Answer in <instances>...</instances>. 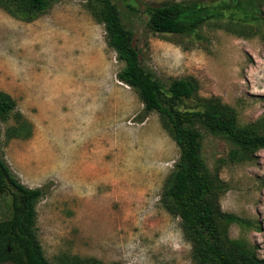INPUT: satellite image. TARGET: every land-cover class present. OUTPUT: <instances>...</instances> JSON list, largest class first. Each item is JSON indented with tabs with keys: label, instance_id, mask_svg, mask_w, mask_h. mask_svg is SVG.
<instances>
[{
	"label": "rangeland",
	"instance_id": "1",
	"mask_svg": "<svg viewBox=\"0 0 264 264\" xmlns=\"http://www.w3.org/2000/svg\"><path fill=\"white\" fill-rule=\"evenodd\" d=\"M184 1L112 0L145 70L164 84L193 77L199 96L233 107L240 125L256 122L264 115V40L216 24L200 39L150 31L148 7ZM122 68L84 1L51 0L32 19L0 6V91L32 126L30 138L7 140L9 124L0 123L1 156L21 184L45 192L35 227L50 264L66 256L86 264H195L179 218L160 202L178 147L158 113L140 122L137 92L116 78ZM201 133L220 210L239 219L224 225L226 237L264 258V152L232 164L231 143ZM8 202L0 195V221Z\"/></svg>",
	"mask_w": 264,
	"mask_h": 264
},
{
	"label": "trees",
	"instance_id": "2",
	"mask_svg": "<svg viewBox=\"0 0 264 264\" xmlns=\"http://www.w3.org/2000/svg\"><path fill=\"white\" fill-rule=\"evenodd\" d=\"M82 1L91 16L103 24L107 44L123 63L117 80L134 89L143 104L138 119L143 122L151 112L158 113L178 147V159L160 202L169 214L179 218L183 234L192 245L195 264H264V258L246 243L225 235L224 225L239 219L220 210L219 179L202 156L201 133L204 129L230 142L228 162L244 163L256 152H264V115L252 124L240 125L233 107L215 96H199L195 78L162 83L141 65L133 33L122 23L116 4L112 0ZM50 4L51 0H0L7 14L16 17L22 13L29 19L45 12ZM146 12L147 27L153 33L200 39L203 27L216 24L229 33L264 40V0H188L150 6ZM185 101H192L193 106L183 107ZM0 123L9 124L5 129L7 140L28 139L32 135L30 122L17 110L15 100L3 91H0ZM0 195L9 201L8 216L0 221V264H50L35 227L36 205L45 192L43 188L21 184L5 164L1 152ZM58 260L60 264H86L77 257Z\"/></svg>",
	"mask_w": 264,
	"mask_h": 264
}]
</instances>
